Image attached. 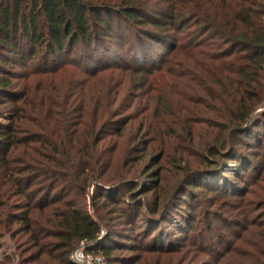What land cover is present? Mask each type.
I'll return each mask as SVG.
<instances>
[{"label": "trees", "instance_id": "16d2710c", "mask_svg": "<svg viewBox=\"0 0 264 264\" xmlns=\"http://www.w3.org/2000/svg\"><path fill=\"white\" fill-rule=\"evenodd\" d=\"M158 44L168 45L156 61ZM263 89L264 0H0V238H16L19 264H76L80 242L104 264H264V145L246 147L257 166L242 177ZM175 160L186 167L162 189ZM217 170L222 184L194 181ZM140 172L150 176L136 191ZM142 208L160 223L178 210L189 233L160 249L109 243L123 238L118 222L137 228Z\"/></svg>", "mask_w": 264, "mask_h": 264}, {"label": "rangeland", "instance_id": "374dc122", "mask_svg": "<svg viewBox=\"0 0 264 264\" xmlns=\"http://www.w3.org/2000/svg\"><path fill=\"white\" fill-rule=\"evenodd\" d=\"M167 45L168 44H158V45H152L150 47L149 50V54L150 56L152 55V57L156 58V61L158 60V58L160 56H162L166 50H167ZM118 51V55L121 57V61L125 62L124 64L126 65H133L132 63V58L130 57V54L128 53V50H117ZM34 71V61H26L25 66L20 68V71L24 74H27L29 71ZM67 77L68 75H63L61 74L60 76H57L58 80H61L62 85L64 86V84L67 82ZM191 85V84H190ZM178 91H180V87L178 85ZM177 91V93H178ZM137 93V92H133L132 91V96ZM176 95L178 94H174L170 97L171 103L173 104L175 102V98H178ZM124 95L120 96V102L123 99ZM261 104L253 111V113L251 114V122L247 127V133L244 137V143H246V146L244 148H242L243 150V154L248 156V158L250 159V157L252 156L251 154H247L245 151L246 147H250L249 148V153H260L262 154V146L264 145V89L262 90V96H261ZM156 104V102H154ZM181 106H184V104L182 103ZM152 107V104H151ZM177 107L180 108V104L179 102L177 103ZM132 109V107L130 108ZM176 112H178L179 110H175ZM7 117L8 114H4L2 117H0V122L6 123L7 122ZM200 131L202 130H208L209 132H213L214 133H218V131L216 129L210 130L208 127L206 126H202L199 128ZM204 134V133H202ZM206 137H208V141L206 145H203V149L207 148L209 146V143L212 140H209L210 135H206ZM199 138L202 139V136L198 135V137H196L195 140H199ZM127 139V136H125V140ZM243 139V137H242ZM204 142V141H203ZM172 150H174V147H172ZM197 150L199 151L198 147ZM197 150L194 149L192 152V155L189 156V166L192 168L197 167V157L198 155ZM158 154V153H157ZM155 156V154L153 155ZM152 157L151 154H148L143 161L141 162V165L138 167V171H141V169L143 167L147 169L151 166V161L150 158ZM135 158V156H132L131 160ZM259 161V160H258ZM176 162V166H173V164L171 163L170 167H166L164 170H162V175H163V179L161 181V187L162 189H175L176 188V182L175 180L179 177L178 175H174L175 173L180 172L178 169H183L186 167V163L184 161H178L175 160ZM121 158L118 159V161L115 162V168L116 170L121 166ZM233 162H231L230 165H232ZM250 164H251V168L247 171L246 174H244V181H246L251 174H253L254 170L253 168L257 166V158L256 159H250ZM180 167V168H178ZM158 167H153L151 169L152 172L155 171V169H157ZM150 174H145L140 172L136 174V178L135 176H130V177H134L133 179L135 180L134 183H136L139 187L136 188V191H139L140 188H142V184L146 179H149ZM175 176V178H174ZM223 174L219 173L218 170L216 172H214V174L212 173V175L208 178H203L202 179V184H200V182H198L199 180L194 179V181L201 186L204 185H213V184H217V183H224L223 180ZM192 178V177H191ZM229 186H239V187H243V189H255L252 188V186H248V184H246V182L243 181V183H245L246 185L244 186L242 181L239 180H235L233 178L227 180ZM148 183V182H147ZM160 183V182H159ZM204 183V184H203ZM159 187V186H158ZM153 188V189H159V188ZM161 189V188H160ZM93 189H87V193L88 195L91 193ZM125 190L122 189L120 193H123ZM153 199V191L148 192L146 195H143L142 197H140V200L143 203H147L150 204L152 202ZM86 200L88 201L89 198L88 196H86ZM90 201V200H89ZM187 203V200H186ZM86 206L88 208L89 214H93V211L91 210V208L89 207L90 205H87L86 202ZM182 208H184V206H182ZM143 208L141 210V215H140V220L136 222V224L134 226H136L137 228L135 230H131L129 231L128 228L126 226H121V223L118 222L116 228L114 229L115 231L117 230L123 238H119V239H113L111 241H109V243H116L117 241H119L124 245H131L134 243H146V245H149L150 243L154 242L157 249L160 248H166L167 246H169L170 244H174L176 245V243H178V241L180 240V238L182 237L181 235H184L186 233H189L190 231V226L188 224H185L183 222V220H181L180 218H176V216L174 215L176 213V215L179 214V211L177 210L174 211L173 213L170 214V217L166 220L167 222H158L159 218H157L156 216H150L147 217L146 215H143ZM174 220L176 222H174ZM173 221V222H172ZM174 223L171 226H168V223ZM176 225V226H175ZM106 228H104L105 230ZM148 231L150 232V236L148 238V236H146V233ZM181 231V232H180ZM106 232V230H105ZM180 233V234H178ZM102 237H105L106 234H104L103 231H101ZM148 234V233H147ZM84 243V242H83ZM80 245H82V242L79 243V245L76 248H78ZM86 248V246H85ZM74 250V249H73ZM117 255L122 256L121 258L124 260L127 259H132L134 256H136L137 254H133V253H128L125 251H121V252H116ZM8 259V263L7 264H19L21 256H20V251L17 249V243H16V238H12L9 234H6L5 236H2L0 238V261L1 260H6ZM72 261V260H71ZM73 262V261H72ZM74 263V262H73ZM159 263L158 261H156V264Z\"/></svg>", "mask_w": 264, "mask_h": 264}, {"label": "built area", "instance_id": "2783aa9c", "mask_svg": "<svg viewBox=\"0 0 264 264\" xmlns=\"http://www.w3.org/2000/svg\"><path fill=\"white\" fill-rule=\"evenodd\" d=\"M85 246L86 244L82 242V245L74 249L70 254V260L76 264H104L100 256L87 251Z\"/></svg>", "mask_w": 264, "mask_h": 264}]
</instances>
